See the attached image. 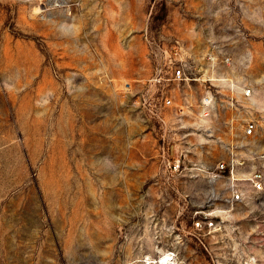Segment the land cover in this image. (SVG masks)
I'll return each mask as SVG.
<instances>
[{
    "label": "rangeland",
    "instance_id": "obj_1",
    "mask_svg": "<svg viewBox=\"0 0 264 264\" xmlns=\"http://www.w3.org/2000/svg\"><path fill=\"white\" fill-rule=\"evenodd\" d=\"M258 172L264 0H0V264H264Z\"/></svg>",
    "mask_w": 264,
    "mask_h": 264
},
{
    "label": "built area",
    "instance_id": "obj_2",
    "mask_svg": "<svg viewBox=\"0 0 264 264\" xmlns=\"http://www.w3.org/2000/svg\"><path fill=\"white\" fill-rule=\"evenodd\" d=\"M188 67V64L186 62V69ZM175 73V76L176 78L178 79H182V80H185V76H186V82L187 81H190V77L185 74V69L184 67H180L178 68L176 71H174ZM251 89H248L246 92H245V95L246 97H249L251 95ZM203 105H204V110L206 111L207 109L211 108L212 106V100L210 97H205L204 100H203ZM207 114V112L205 113V115ZM256 130V124L253 123V122H250L246 125L245 127V132L247 135H252ZM225 166L224 165H221L220 166V169H224ZM251 184H252V187L255 191H261L264 189V177H263V174L261 172H258V173H255L251 179ZM243 198V193L240 192L239 190H233V196H232V201L233 202H238L239 200H241ZM197 226H200V223H197ZM209 226H213V223L210 222L209 223Z\"/></svg>",
    "mask_w": 264,
    "mask_h": 264
}]
</instances>
